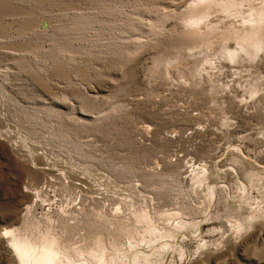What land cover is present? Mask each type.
<instances>
[{
  "label": "rangeland",
  "instance_id": "1",
  "mask_svg": "<svg viewBox=\"0 0 264 264\" xmlns=\"http://www.w3.org/2000/svg\"><path fill=\"white\" fill-rule=\"evenodd\" d=\"M259 5L0 0V264L29 222L70 264H264Z\"/></svg>",
  "mask_w": 264,
  "mask_h": 264
},
{
  "label": "bare ground",
  "instance_id": "2",
  "mask_svg": "<svg viewBox=\"0 0 264 264\" xmlns=\"http://www.w3.org/2000/svg\"><path fill=\"white\" fill-rule=\"evenodd\" d=\"M258 8H259L258 11L256 12L254 11L255 18L253 22L255 26L251 27V29L249 30L248 34L245 37L250 41V43L255 42V40L259 37L258 25L260 21L264 20V7L263 6L261 7V5H259ZM197 19L198 18L195 16V20ZM234 54L235 53L233 51L229 52L230 56H233ZM25 155H27L31 160L33 159L30 152L26 153ZM31 206L27 205L25 207V212H24L25 217H23V220L25 219L27 222H28L27 219H30L29 215L32 210ZM48 220H50V218ZM29 223L30 224L28 225L26 224L22 225L21 223L19 226L15 228L4 229L1 233L3 237L4 236L8 237L9 239L8 245L11 249V254L13 255L14 259L18 262V264H70L74 254L72 251L75 250V249L71 250V246H70V240L72 239L70 234L72 233H66L65 231L58 233L55 229L56 224H55V228L53 227L52 224H50L47 228L44 227L45 229L41 230L42 228L41 229L38 228L42 225L41 223L40 226L38 225L39 223L36 224L37 222H35V224L31 222ZM47 224L45 225L47 226ZM170 241L172 243L175 242L174 240H170ZM88 249L92 252H99L100 254L99 257H101V259H103L107 254V250L99 241H96V243L93 244V246H89ZM71 252L73 254H71Z\"/></svg>",
  "mask_w": 264,
  "mask_h": 264
}]
</instances>
